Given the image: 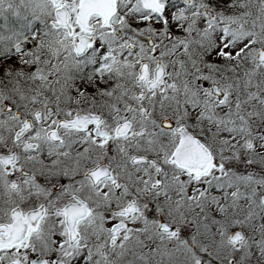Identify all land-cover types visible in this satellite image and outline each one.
<instances>
[{
	"label": "snow or ice",
	"instance_id": "snow-or-ice-1",
	"mask_svg": "<svg viewBox=\"0 0 264 264\" xmlns=\"http://www.w3.org/2000/svg\"><path fill=\"white\" fill-rule=\"evenodd\" d=\"M0 264H264V0H0Z\"/></svg>",
	"mask_w": 264,
	"mask_h": 264
}]
</instances>
